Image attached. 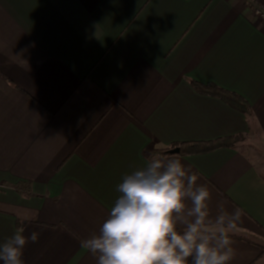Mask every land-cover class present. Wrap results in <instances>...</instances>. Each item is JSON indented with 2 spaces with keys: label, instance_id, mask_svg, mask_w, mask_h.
Instances as JSON below:
<instances>
[{
  "label": "crops",
  "instance_id": "obj_1",
  "mask_svg": "<svg viewBox=\"0 0 264 264\" xmlns=\"http://www.w3.org/2000/svg\"><path fill=\"white\" fill-rule=\"evenodd\" d=\"M153 152L243 210L229 264H264V22L244 0H0V243L34 213L24 264H96L79 239Z\"/></svg>",
  "mask_w": 264,
  "mask_h": 264
},
{
  "label": "clouds",
  "instance_id": "obj_2",
  "mask_svg": "<svg viewBox=\"0 0 264 264\" xmlns=\"http://www.w3.org/2000/svg\"><path fill=\"white\" fill-rule=\"evenodd\" d=\"M198 174L179 158L148 155L145 164L123 176L120 194L98 234L80 238L96 264H229L235 252L232 235L243 210L210 206L212 194ZM0 243L3 264H24V249L39 234L25 235V222Z\"/></svg>",
  "mask_w": 264,
  "mask_h": 264
},
{
  "label": "trees",
  "instance_id": "obj_3",
  "mask_svg": "<svg viewBox=\"0 0 264 264\" xmlns=\"http://www.w3.org/2000/svg\"><path fill=\"white\" fill-rule=\"evenodd\" d=\"M195 87L198 92L218 97L241 112L246 114L250 112L249 106L246 104V102L234 94L227 93L213 85L202 86L195 84ZM233 141L234 140H219L211 143L184 144L179 146L180 154L193 155L207 153L222 147L231 146Z\"/></svg>",
  "mask_w": 264,
  "mask_h": 264
},
{
  "label": "built area",
  "instance_id": "obj_4",
  "mask_svg": "<svg viewBox=\"0 0 264 264\" xmlns=\"http://www.w3.org/2000/svg\"><path fill=\"white\" fill-rule=\"evenodd\" d=\"M252 8L258 19L264 22V5L259 0H244Z\"/></svg>",
  "mask_w": 264,
  "mask_h": 264
},
{
  "label": "water",
  "instance_id": "obj_5",
  "mask_svg": "<svg viewBox=\"0 0 264 264\" xmlns=\"http://www.w3.org/2000/svg\"><path fill=\"white\" fill-rule=\"evenodd\" d=\"M168 153L171 154V155H176V154H179L180 153V149L179 148H176L174 150L169 151Z\"/></svg>",
  "mask_w": 264,
  "mask_h": 264
},
{
  "label": "rangeland",
  "instance_id": "obj_6",
  "mask_svg": "<svg viewBox=\"0 0 264 264\" xmlns=\"http://www.w3.org/2000/svg\"><path fill=\"white\" fill-rule=\"evenodd\" d=\"M234 142V141H233Z\"/></svg>",
  "mask_w": 264,
  "mask_h": 264
}]
</instances>
